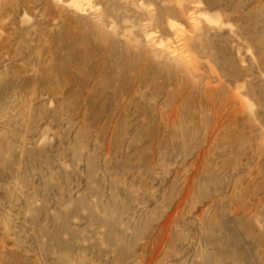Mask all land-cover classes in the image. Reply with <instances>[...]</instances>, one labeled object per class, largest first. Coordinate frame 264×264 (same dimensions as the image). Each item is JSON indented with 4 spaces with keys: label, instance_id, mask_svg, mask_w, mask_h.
I'll return each mask as SVG.
<instances>
[{
    "label": "rangeland",
    "instance_id": "1",
    "mask_svg": "<svg viewBox=\"0 0 264 264\" xmlns=\"http://www.w3.org/2000/svg\"><path fill=\"white\" fill-rule=\"evenodd\" d=\"M0 264H264V0H0Z\"/></svg>",
    "mask_w": 264,
    "mask_h": 264
},
{
    "label": "bare ground",
    "instance_id": "2",
    "mask_svg": "<svg viewBox=\"0 0 264 264\" xmlns=\"http://www.w3.org/2000/svg\"><path fill=\"white\" fill-rule=\"evenodd\" d=\"M72 3H73V4H75V2H74V1H72Z\"/></svg>",
    "mask_w": 264,
    "mask_h": 264
}]
</instances>
